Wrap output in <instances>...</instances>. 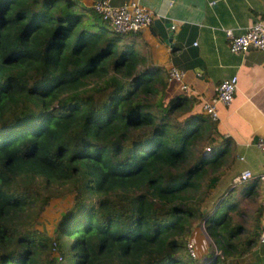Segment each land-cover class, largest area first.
<instances>
[{"label":"trees","instance_id":"obj_1","mask_svg":"<svg viewBox=\"0 0 264 264\" xmlns=\"http://www.w3.org/2000/svg\"><path fill=\"white\" fill-rule=\"evenodd\" d=\"M74 5L0 0V264H264L257 179L233 184L223 143L201 150L214 121ZM197 223L203 261L186 250Z\"/></svg>","mask_w":264,"mask_h":264},{"label":"crops","instance_id":"obj_2","mask_svg":"<svg viewBox=\"0 0 264 264\" xmlns=\"http://www.w3.org/2000/svg\"><path fill=\"white\" fill-rule=\"evenodd\" d=\"M134 1L152 13L146 28L128 37L146 62L182 72L181 82L169 80L194 108L214 94L219 81L234 75L236 86L228 105L217 104L211 126L214 145L223 143L231 161L227 178L232 182L243 169L255 177L262 156L255 143L264 137V50L233 54L224 31L242 33L264 13V0H109L112 5ZM74 11L89 10L93 0H74ZM172 27V28H170ZM181 84L185 89H181ZM211 151V150H210ZM264 196V191L262 192ZM262 221H264V201Z\"/></svg>","mask_w":264,"mask_h":264},{"label":"built area","instance_id":"obj_3","mask_svg":"<svg viewBox=\"0 0 264 264\" xmlns=\"http://www.w3.org/2000/svg\"><path fill=\"white\" fill-rule=\"evenodd\" d=\"M90 9L104 21L108 29L119 35H132L146 29L152 22V13L134 1H127L119 5H112L109 0H93ZM172 28V27H170ZM228 41V49L233 54H243L248 50H264V13L255 22L251 23L242 33L232 34L229 30L224 31ZM169 80L181 82L182 72L175 68L167 69ZM236 86V77L234 75L222 79L214 88V94L208 100L201 103V111L210 120L217 119L216 105H228L232 99ZM181 89L186 86L181 84ZM261 153L262 163L261 172L257 176L247 170H241L233 179V184L247 182L251 179H257L264 191V137H259L255 143ZM205 153L210 152L209 147H205ZM262 228L258 233V242L264 246V221L261 223ZM192 243H186L187 253L193 257Z\"/></svg>","mask_w":264,"mask_h":264},{"label":"rangeland","instance_id":"obj_4","mask_svg":"<svg viewBox=\"0 0 264 264\" xmlns=\"http://www.w3.org/2000/svg\"><path fill=\"white\" fill-rule=\"evenodd\" d=\"M99 26L100 28L108 29L107 24L100 20L99 18L95 19V25L93 28H96ZM128 37H123V40H129ZM214 145L213 138H210L208 140H203L200 143L202 152L205 150V147ZM200 150V149H199ZM260 188L259 192H257L260 196ZM260 201L257 197H247L244 199H241L240 207L244 210L243 213H241V217L238 218L242 223L244 224H250V222L255 217V214L253 213L255 208L259 205ZM68 204V199L66 198H54L47 206L44 207L42 210L40 216L36 219L34 222V227L46 234V235H52L55 224L57 223L58 219L60 218V214L65 210ZM262 218V217H261ZM260 218V219H261ZM262 220V219H261ZM188 242L192 243L193 247V254L192 257L195 260L199 259L201 261L205 260V253L207 252V249L211 247V242L208 236L206 235L201 223H197L195 228L192 230L190 234V238Z\"/></svg>","mask_w":264,"mask_h":264}]
</instances>
